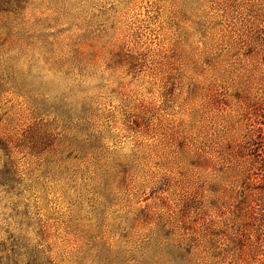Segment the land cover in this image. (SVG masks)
Wrapping results in <instances>:
<instances>
[{
	"label": "rangeland",
	"instance_id": "374dc122",
	"mask_svg": "<svg viewBox=\"0 0 264 264\" xmlns=\"http://www.w3.org/2000/svg\"><path fill=\"white\" fill-rule=\"evenodd\" d=\"M262 159L264 0H0V264H264Z\"/></svg>",
	"mask_w": 264,
	"mask_h": 264
},
{
	"label": "trees",
	"instance_id": "16d2710c",
	"mask_svg": "<svg viewBox=\"0 0 264 264\" xmlns=\"http://www.w3.org/2000/svg\"><path fill=\"white\" fill-rule=\"evenodd\" d=\"M262 161H263V163H264V159H262L261 162H262ZM257 162H258V161H257ZM263 167H264V165H263ZM249 178H250V177H249ZM249 178H248V179H249ZM261 199H264V194L261 195Z\"/></svg>",
	"mask_w": 264,
	"mask_h": 264
}]
</instances>
